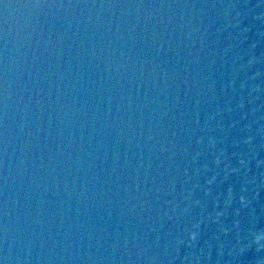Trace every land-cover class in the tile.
<instances>
[{
  "label": "water",
  "instance_id": "water-1",
  "mask_svg": "<svg viewBox=\"0 0 264 264\" xmlns=\"http://www.w3.org/2000/svg\"><path fill=\"white\" fill-rule=\"evenodd\" d=\"M0 264H264V0H0Z\"/></svg>",
  "mask_w": 264,
  "mask_h": 264
}]
</instances>
